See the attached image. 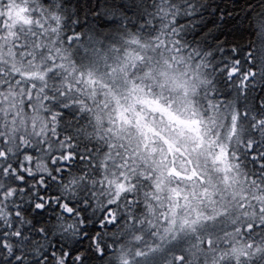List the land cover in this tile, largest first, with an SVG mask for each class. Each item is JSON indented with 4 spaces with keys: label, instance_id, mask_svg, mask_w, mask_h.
I'll use <instances>...</instances> for the list:
<instances>
[{
    "label": "trees",
    "instance_id": "trees-1",
    "mask_svg": "<svg viewBox=\"0 0 264 264\" xmlns=\"http://www.w3.org/2000/svg\"><path fill=\"white\" fill-rule=\"evenodd\" d=\"M27 1L34 9L31 16L35 20L43 16L53 30V46L65 53L74 50L80 65L87 61L96 63L103 52L109 57H119L134 48L143 50L147 58L139 59L136 66L128 64L125 70L143 73L151 81V87L155 84L152 81L158 80V69L166 62L190 74L189 92L193 90L196 95L193 106L201 117L222 113L217 120L218 128L214 130V125L211 126L217 133L224 134L231 124L229 164L241 174L247 196L258 195L264 201V168L261 167L264 161L253 159L264 153V108L256 107L255 96V93L264 96V88L260 86L264 82L258 76L250 82L255 88L245 96L243 72L232 83L227 82V73L220 74L221 59H229V68L236 66L233 56L251 74L252 69L244 61L249 47H259L264 40V0H172V8L168 6L169 0ZM184 3L194 4L193 10L199 15L169 27L176 5ZM170 11L172 15L168 14ZM179 11L183 16L184 10ZM30 25L35 32L39 30L34 21ZM69 36L83 39L69 43ZM221 47L236 51L222 57ZM54 76L57 79L59 75L55 72L53 79ZM0 80L3 83L6 78L0 75ZM52 83L42 100L38 92L19 96L20 90L10 78L0 84L2 103L14 88L17 92L11 95L13 101H9L15 105L16 98L24 97L27 101L22 108L28 102L29 114L34 99L41 101L44 108L50 107L43 136L26 134L25 127L16 125L3 128L0 121V264H144V259H152L156 253L141 260L136 257L127 260L137 252L148 254L150 247L158 242L156 230L145 227L150 205L134 192V188L154 191L148 182L150 178L137 170L142 161L123 164L126 157L117 147L122 144L127 148L123 140L110 131L105 121L106 129L103 121L97 122L89 107L81 109L67 98L58 82ZM88 99L87 105L91 104ZM64 108L70 112L62 113ZM52 118L56 124L54 133L50 134ZM249 148L253 151H248ZM128 154L132 160L136 158L129 150ZM128 169L141 176H135L130 184L125 183L123 194L117 196L114 185L121 183L118 176L124 172L126 175ZM42 188L46 190L41 201ZM41 202L45 206L42 212L36 210ZM108 219L115 222L106 225ZM244 226L233 240L238 243L248 240L252 246L249 251L259 244L263 251V242L253 234L264 232V223L254 222L248 229ZM221 243L212 244L209 239H203L195 249L164 264H204L202 258L208 253L207 248ZM222 263L264 264V260L262 254L245 253Z\"/></svg>",
    "mask_w": 264,
    "mask_h": 264
},
{
    "label": "rangeland",
    "instance_id": "rangeland-1",
    "mask_svg": "<svg viewBox=\"0 0 264 264\" xmlns=\"http://www.w3.org/2000/svg\"><path fill=\"white\" fill-rule=\"evenodd\" d=\"M3 1L0 0V75L6 80L12 79L20 90L19 96L38 92L41 100L52 82H58L67 98L81 109L89 107L97 122L103 121L105 129L107 123L110 131L123 140L126 149L117 144L126 157L123 164L142 161L137 170L150 178L148 182L154 191L148 193L134 188V192L141 194L147 200L145 204L150 205L145 227L156 230L158 242L150 247L148 254L137 252L127 260L135 257L141 260L156 253L143 263H170L179 254L195 249L203 239H209L212 244L223 241L221 245L207 248L208 253L202 258L204 264H220L245 253L262 254L264 260V249L261 251L259 244L249 251L252 246L248 240L240 243L233 240L248 222L244 228H250L254 222L264 223V201L258 195L247 196L241 174L229 164L227 147L231 124L224 134L217 133L214 130L222 113L212 112L201 117L193 106L196 95L193 90L189 92L190 74L166 62L158 69V80L152 81L155 84L151 87V81L143 73L125 70L128 64L136 66L139 59L147 58L143 50L134 48L119 57H109L103 52L97 64L87 61L80 65L74 50L65 53L53 46V30L43 16L36 20L31 16L34 9L27 0ZM33 21L39 27L37 32L30 25ZM55 72L59 75L57 79L52 77ZM13 89L8 95L17 92ZM11 95L6 102H0L3 128L16 125L25 127L26 134L43 136L50 107L44 108L41 101L34 99L29 114L28 102L22 108L27 101L23 99L25 96L16 98L14 105L9 101H13ZM85 97L91 104H85L88 99ZM54 123L56 120L52 118L50 134L55 131ZM127 149L136 157L134 160ZM131 171L127 170L128 176L124 175L126 172L118 176L121 183L126 180L124 184L115 183L117 196L123 194L125 183L130 184L135 176H141ZM253 236L264 247V232L256 231Z\"/></svg>",
    "mask_w": 264,
    "mask_h": 264
},
{
    "label": "snow or ice",
    "instance_id": "snow-or-ice-1",
    "mask_svg": "<svg viewBox=\"0 0 264 264\" xmlns=\"http://www.w3.org/2000/svg\"><path fill=\"white\" fill-rule=\"evenodd\" d=\"M169 8L173 7V3L172 0H169ZM196 6L194 4L191 3H184V4H180V5H176L177 11L176 14L173 15L172 20L170 22L169 27H173L177 24H181L182 20H191L192 18L196 17L199 15L198 12H195L193 9ZM184 10V15L181 16L180 11L179 10ZM159 11V9H158ZM99 13H97L98 15ZM169 15H172L171 11L168 13ZM157 20H160L161 22H163V18L157 16L156 17ZM221 20H223V13L221 14L220 17ZM156 25L154 24L153 27H155ZM193 27H195V25H193ZM74 39H83V37L77 36V37H73V36H69L68 37V42L71 43ZM224 42L221 41V44H223ZM236 50L235 48H227V47H221L220 48V54L222 57H225L227 53H234ZM232 59L235 61V67L234 68H229L227 67V65L229 64V59L227 58H223L220 61V64L223 66L220 69V74L223 75L224 73H227V82L228 83H232V81L234 79H236V77L243 72L244 73V95L247 96L248 92L250 89H254L255 88V84H252L250 82L252 81H256L257 77L259 76L260 81L264 82V40L261 41V44L259 47L256 46H250L249 47V51L247 52V56L245 59V63L248 65L249 69H252L251 74L248 73V71H246L245 69L241 68L240 66V61L239 60H235V57L233 56ZM261 88H264V83H261ZM256 98L258 99V103L256 104V107L259 108H264V96H261L259 93H255ZM62 113H67L70 112L69 108H64L61 109ZM74 115V113H72ZM248 151H253V148H249ZM254 160H261L264 161V153L262 154H258L257 156H255L253 158ZM261 167L264 168V164H261ZM45 188L41 189V195L39 196V199L42 201L43 200V191H45ZM44 204L38 203L36 205V210L42 212L44 210ZM111 207V206H109ZM115 221L113 220H106L104 223L106 225H111L113 224ZM71 252L68 253V256L71 257Z\"/></svg>",
    "mask_w": 264,
    "mask_h": 264
}]
</instances>
